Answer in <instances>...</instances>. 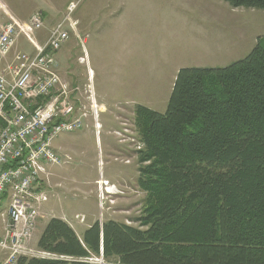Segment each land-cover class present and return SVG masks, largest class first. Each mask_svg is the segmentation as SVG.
I'll return each mask as SVG.
<instances>
[{
  "label": "trees",
  "instance_id": "trees-1",
  "mask_svg": "<svg viewBox=\"0 0 264 264\" xmlns=\"http://www.w3.org/2000/svg\"><path fill=\"white\" fill-rule=\"evenodd\" d=\"M264 9V0H224ZM145 192L138 227L94 221L80 236L50 218V257L17 264H264V43L224 67H183L163 113L134 107Z\"/></svg>",
  "mask_w": 264,
  "mask_h": 264
},
{
  "label": "rangeland",
  "instance_id": "rangeland-1",
  "mask_svg": "<svg viewBox=\"0 0 264 264\" xmlns=\"http://www.w3.org/2000/svg\"><path fill=\"white\" fill-rule=\"evenodd\" d=\"M174 1L175 20H95L92 25L97 12L121 15L124 8L132 9L131 16L161 18L171 0H0L1 20H8L5 12L20 22L35 12L42 15L43 28H27L30 38L17 39L14 48L24 51L32 50V41L43 42L75 4L70 17L78 20L76 32L84 44L70 33L57 52L59 73L82 86L91 70L100 104L98 134L90 127L64 132L53 141L68 157L49 174V197L29 242L36 252H41L36 234L52 217L65 220L78 236L96 220L138 227L145 192L137 184V150L143 143L134 107L140 103L163 113L178 69L224 67L244 58L259 39L264 43V9L232 7L224 0ZM90 260L117 264L101 256Z\"/></svg>",
  "mask_w": 264,
  "mask_h": 264
},
{
  "label": "built area",
  "instance_id": "built-area-1",
  "mask_svg": "<svg viewBox=\"0 0 264 264\" xmlns=\"http://www.w3.org/2000/svg\"><path fill=\"white\" fill-rule=\"evenodd\" d=\"M75 7L69 5L43 42L32 41L31 51L14 47L21 35L30 38L27 28L44 27L41 13L23 22L7 12L8 20L0 18V264H17L21 256H52L36 252L29 242L49 197L48 168L68 157L53 141L64 132L100 128L92 71L82 86L59 73L57 52L70 33L84 44L76 32L78 20L70 17ZM90 119L94 123L88 124Z\"/></svg>",
  "mask_w": 264,
  "mask_h": 264
},
{
  "label": "crops",
  "instance_id": "crops-1",
  "mask_svg": "<svg viewBox=\"0 0 264 264\" xmlns=\"http://www.w3.org/2000/svg\"><path fill=\"white\" fill-rule=\"evenodd\" d=\"M173 3H175V1L171 0L170 3H167L165 5L166 8H164L163 11L161 12V14H162L161 18L156 17V16H153L151 18H145L142 16H131L130 14H132V12H133L132 9L124 8L121 15H112L114 12L111 10L108 11L109 13L107 12V15L102 14V12L101 13L97 12L98 14L95 15V17L92 20V25H94L95 20H175V6H173ZM124 5H125V3H124ZM127 10H128V12L126 13ZM173 57H175V51H173ZM177 71H176V73H177ZM98 96H100V97L102 96L101 98H103V101L105 100L104 102H107L108 104L111 103V101L108 100L106 95L99 93ZM138 104H140V103H138ZM53 166H57V165L49 166V168H48L49 174L50 173L53 174V171H52ZM45 224H46V222L41 224L40 229L38 230V233L36 234V237L34 239L35 244L37 243V240H38L40 233H41L42 229L44 228ZM84 229L80 231L81 234L84 231Z\"/></svg>",
  "mask_w": 264,
  "mask_h": 264
},
{
  "label": "bare ground",
  "instance_id": "bare-ground-1",
  "mask_svg": "<svg viewBox=\"0 0 264 264\" xmlns=\"http://www.w3.org/2000/svg\"><path fill=\"white\" fill-rule=\"evenodd\" d=\"M105 184V183H104ZM112 192H114V191H112ZM108 193H111V192H108Z\"/></svg>",
  "mask_w": 264,
  "mask_h": 264
}]
</instances>
